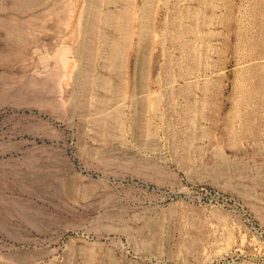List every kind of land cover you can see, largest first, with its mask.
<instances>
[{
  "label": "rangeland",
  "instance_id": "374dc122",
  "mask_svg": "<svg viewBox=\"0 0 264 264\" xmlns=\"http://www.w3.org/2000/svg\"><path fill=\"white\" fill-rule=\"evenodd\" d=\"M21 1L0 0V51L27 42L0 63V264H264V55L236 38L264 42V0Z\"/></svg>",
  "mask_w": 264,
  "mask_h": 264
},
{
  "label": "bare ground",
  "instance_id": "6f19581e",
  "mask_svg": "<svg viewBox=\"0 0 264 264\" xmlns=\"http://www.w3.org/2000/svg\"><path fill=\"white\" fill-rule=\"evenodd\" d=\"M18 1V0H17ZM17 1L16 0H14V3H15V6H17L18 8H20V9H22V11H25V10H27L28 9V6H29V4L27 3V2H23V5H22V1H21V4H16L17 3ZM111 3V2H110ZM7 5V4H6ZM256 8V7H255ZM57 9V8H56ZM64 9L65 10H67L68 11V13L71 11V6L69 5V4H66V6L64 7ZM35 13V12H34ZM262 13H264V12H262ZM128 14V15H127ZM122 15L126 18V17H128L129 16V11L128 12H126V13H122ZM248 15V14H247ZM76 16V15H75ZM252 16V15H251ZM20 17V16H19ZM111 17V16H110ZM119 17H122L121 15H119ZM24 18V17H23ZM79 18V17H78ZM108 18V17H107ZM5 19H7V18H5ZM89 19V18H88ZM67 20V19H66ZM111 20H116L115 22H117L118 24V27L120 26L119 24H120V22H119V20H120V18H118V17H114V18H111ZM198 21V20H197ZM263 21V20H262ZM82 22V21H81ZM142 22V21H141ZM60 23H62V24H65L66 23V21L65 20H62ZM203 23V22H202ZM230 22H226V25H228L227 27H232V23H230ZM67 24V23H66ZM141 24V23H140ZM83 25V24H82ZM135 27V26H134ZM100 28V27H99ZM260 28V27H259ZM249 29V28H248ZM264 29V28H263ZM71 30V29H70ZM69 30V31H70ZM207 30V29H206ZM247 30V29H246ZM23 31V30H22ZM228 32H229V35H227L226 37H224L223 38V42L225 43V45H229L230 44V42L232 41V36H231V34L232 33H230V29H228L227 30ZM243 32V31H242ZM195 33V35H196V37H199V36H201V35H203L199 30L197 31H195L194 32ZM247 33V32H246ZM245 33V34H246ZM63 34V33H62ZM207 34H209V36H210V40H211V42H212V40L214 39V37H213V34H214V31H209ZM86 35V34H85ZM252 35V34H251ZM63 37V36H62ZM206 37H207V35H206ZM254 37V39L255 40H253L254 42H252L251 40L250 41H248V39L245 41L244 40V38H243V36L242 35H240V34H237L236 35V38L238 39L237 41L239 42V43H243V42H247L249 45L251 44V47H252V52H254V51H257V53L258 54H260L261 56H263L264 55V42H262L261 41V38L259 37V36H257V37H259V38H255V36H253ZM24 41H20V45L18 44V49H16V48H12L11 46L12 45H10L11 43L10 42H12V41H14V36L12 37V31H11V29H7L6 30V32H5V40H6V45L3 47V49H1V51H0V63L2 64V65H4V66H8V61L7 60H9V59H12V58H14V59H17V58H19L21 55H22V52L23 51H25L26 49H25V47H26V45H27V42H26V40H25V38H22ZM251 39V38H250ZM53 40V39H52ZM85 40V39H84ZM83 40V41H84ZM141 40V39H140ZM174 40H175V42H179V37L177 36H175V38H174ZM236 40V39H235ZM46 41V40H45ZM82 41V42H83ZM81 42V41H80ZM57 43V42H56ZM64 43V42H63ZM85 43V44H84ZM200 43V42H199ZM209 43V42H208ZM252 43H254V44H257V45H253ZM67 44V43H66ZM212 44V43H211ZM58 45V44H57ZM76 45H77V43H76ZM82 45L84 46V48L87 46V44H86V42H83L82 43ZM241 46H243V45H241ZM79 47H80V43H79ZM90 47H92V45L90 46ZM98 47V46H97ZM172 47V46H171ZM32 48V47H31ZM65 47H63V49H64ZM93 48V47H92ZM102 48V47H101ZM57 49V48H56ZM55 49V50H56ZM210 49H212V51L213 52H216V49H214V48H210ZM209 49V50H210ZM226 49H228V50H230V51H232V53H233V56H236L237 57V59L238 60H240V61H244V60H247L248 58H249V56L251 55V53L249 54V56H247V54H241L240 52H239V49L238 48H234V47H231V46H227V48ZM242 49V48H241ZM249 49V48H248ZM247 49V50H248ZM65 50V49H64ZM83 50V49H82ZM218 51H221V50H218ZM76 52H77V50H76ZM99 52V49H97L96 50V53H98ZM209 53V52H208ZM246 53V52H245ZM76 54V53H75ZM113 54L114 53H111V58L113 57ZM255 54V53H254ZM71 55V54H70ZM48 56V55H47ZM61 57H63V63L65 64H67V58H66V60H64V55H60ZM259 56V55H258ZM71 57V56H70ZM235 57V58H236ZM49 58V57H48ZM58 59V58H57ZM140 59V58H139ZM260 60V59H259ZM46 61V60H45ZM47 62V61H46ZM49 62V61H48ZM81 62V61H80ZM139 62H140V60H139ZM138 62V63H139ZM173 62V59H171V63ZM247 62V61H246ZM248 63V62H247ZM264 63V62H263ZM262 63V64H263ZM62 64V63H61ZM239 64V63H238ZM257 64H259V63H257ZM260 64H261V62H260ZM77 65H78V63H77ZM248 66V65H247ZM139 67V66H138ZM174 67V66H173ZM207 67H210V64H208V66ZM51 68V67H50ZM42 69H44V68H42ZM208 69V68H207ZM79 70H80V67H79ZM139 70V69H138ZM257 70V69H256ZM78 70H76V72H77ZM210 71V70H209ZM257 71H259V72H257L256 74H255V76H254V82L252 83V85L250 86V87H248V89H249V92H256V93H260V94H262V95H264V70L263 71H261L260 69L259 70H257ZM44 72V71H43ZM153 72V71H152ZM217 72V71H216ZM208 73V72H207ZM250 73V72H249ZM76 74L77 73H75V76H76ZM78 75V74H77ZM138 75V74H137ZM202 75V74H201ZM229 75V74H228ZM244 75V74H243ZM184 76L182 75V74H178V75H175V73L174 74H171V78H170V80H169V83L168 84H166V85H168V87H167V92H166V94H165V97H166V121H167V130L168 131H170V132H172V126L174 125V124H176V123H179V125L180 124H183V122L185 121V118L182 116L183 114H182V112H184V106H183V101H182V99L184 98V93H183V90H182V87H181V80L182 81H184L183 79H185V78H183ZM203 77V76H202ZM94 78V77H93ZM199 78V77H198ZM245 78V77H244ZM250 78H253V77H250ZM137 79H138V77H137ZM140 79V78H139ZM151 79H153V78H151ZM159 79V78H158ZM247 79V78H246ZM157 80V79H156ZM237 80V79H236ZM32 81V80H31ZM137 80H135V82H136ZM139 81V80H138ZM137 81V82H138ZM245 81V80H244ZM96 83V82H95ZM246 83V82H245ZM250 83V82H249ZM137 84V83H136ZM138 85V84H137ZM136 85V86H137ZM213 85V82L212 81H209V83H207V86H206V91H208L210 88H211V86ZM77 88V87H76ZM135 88V87H134ZM138 87H136V89H137ZM197 88V87H196ZM75 89V88H74ZM153 90V89H152ZM112 91V90H111ZM76 92V91H75ZM138 92H139V90H136V91H134L133 93H132V96H133V100L134 101H136V100H138L139 99V95H138ZM91 93V92H90ZM147 93V92H146ZM151 93L152 92H150L149 91V94L147 95V96H150L151 97ZM155 92H153L152 94H154ZM127 94V93H126ZM142 94V93H141ZM97 95H99V94H97ZM96 95V96H97ZM248 95V94H247ZM83 96V95H82ZM249 96V95H248ZM75 97V96H74ZM239 97V96H238ZM257 97V96H256ZM92 98V97H91ZM130 98H132V97H130ZM62 99V98H61ZM152 99V98H151ZM154 99V98H153ZM34 100V99H33ZM96 100V99H95ZM109 100V99H108ZM155 101V100H154ZM151 102V101H150ZM248 102V101H247ZM246 102V103H247ZM138 103V102H137ZM157 103V102H156ZM205 103V102H204ZM252 103V102H251ZM243 104V103H242ZM254 104V103H253ZM70 105V104H69ZM72 105V104H71ZM137 104H136V102H135V106H136ZM156 105V104H155ZM154 105V106H155ZM159 106H160V104H158ZM64 106V105H63ZM91 106H93V104L91 105ZM97 106V105H96ZM114 106V105H113ZM134 106V105H133ZM157 106V105H156ZM252 106V105H251ZM73 107V106H72ZM137 107H138V105L136 106V109H137ZM140 107V106H139ZM102 108V107H101ZM149 110H148V112H150V110L152 109L153 110V108H151L150 106H149ZM155 108H157V107H155ZM154 108V109H155ZM239 108V107H238ZM134 109H135V107H134ZM136 109H135V112H136ZM140 109V108H139ZM236 109V108H235ZM242 109V108H241ZM246 109V108H245ZM159 110V109H158ZM233 110V109H232ZM255 110H257V109H255ZM253 111H254V109H253ZM156 112H157V110H156ZM239 112V111H238ZM259 112V111H258ZM154 113V112H153ZM164 113V112H163ZM99 114V113H98ZM139 114V113H138ZM147 114V113H146ZM156 114V113H155ZM181 114V115H180ZM240 114V113H239ZM136 115H137V113H136ZM216 114H215V111L211 108V109H209V114H208V118H209V120L211 121V127H216V126H220L221 125V123L223 124V126H227V125H231V123H232V121L234 120V118L236 117V115L235 116H231V115H228V116H226V117H224V118H222L221 120H217L216 119V116H215ZM246 115V114H245ZM244 115V116H245ZM87 116V115H86ZM91 116V115H90ZM93 116V115H92ZM140 116V115H139ZM147 116V115H146ZM243 116V117H244ZM88 117V116H87ZM121 117V116H120ZM136 118H137V116H135ZM241 117V116H240ZM255 117V116H254ZM245 119V118H244ZM255 119V118H254ZM253 119V120H254ZM108 120V119H107ZM137 120V119H136ZM90 121V120H89ZM251 121V120H250ZM136 122V121H135ZM150 123V122H149ZM195 123V122H194ZM204 123V122H203ZM238 123V122H237ZM248 123H249V121H248ZM252 124V123H251ZM259 124V123H258ZM257 124V125H258ZM149 125V124H148ZM164 125V124H163ZM150 126V125H149ZM152 127V126H151ZM228 127V126H227ZM232 127V126H231ZM242 127V126H241ZM194 128V127H193ZM253 128V127H252ZM215 129V128H214ZM150 132H152V131H150ZM154 132V131H153ZM148 133V132H147ZM241 133V132H240ZM137 134V133H136ZM241 136V135H240ZM245 136V135H244ZM253 136V135H252ZM261 136V135H260ZM202 137V136H201ZM257 139V138H256ZM260 141H262V140H260ZM231 144V143H230ZM216 146V145H215ZM219 147V146H218ZM217 153V152H216ZM223 155V154H222ZM225 155H226V153H225Z\"/></svg>",
  "mask_w": 264,
  "mask_h": 264
}]
</instances>
